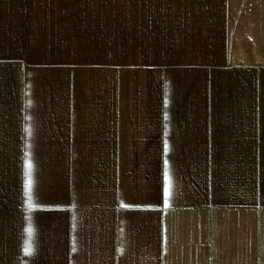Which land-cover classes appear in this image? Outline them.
I'll return each mask as SVG.
<instances>
[{
    "label": "crops",
    "instance_id": "1",
    "mask_svg": "<svg viewBox=\"0 0 264 264\" xmlns=\"http://www.w3.org/2000/svg\"><path fill=\"white\" fill-rule=\"evenodd\" d=\"M0 264H264V0H0Z\"/></svg>",
    "mask_w": 264,
    "mask_h": 264
},
{
    "label": "snow or ice",
    "instance_id": "2",
    "mask_svg": "<svg viewBox=\"0 0 264 264\" xmlns=\"http://www.w3.org/2000/svg\"><path fill=\"white\" fill-rule=\"evenodd\" d=\"M167 191H168V190H167V189H165V193H166V194H167Z\"/></svg>",
    "mask_w": 264,
    "mask_h": 264
}]
</instances>
